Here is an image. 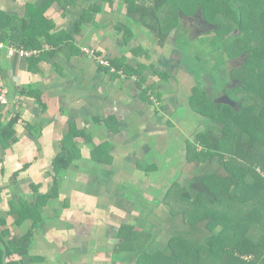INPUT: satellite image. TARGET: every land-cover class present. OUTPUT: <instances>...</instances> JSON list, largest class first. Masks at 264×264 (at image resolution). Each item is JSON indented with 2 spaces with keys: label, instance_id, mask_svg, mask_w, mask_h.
I'll list each match as a JSON object with an SVG mask.
<instances>
[{
  "label": "crops",
  "instance_id": "crops-1",
  "mask_svg": "<svg viewBox=\"0 0 264 264\" xmlns=\"http://www.w3.org/2000/svg\"><path fill=\"white\" fill-rule=\"evenodd\" d=\"M196 1L156 10L163 16L168 9L170 20L178 14L186 26L183 46L177 27L159 43L147 10L136 7L151 8L154 0H60L46 8L45 0H0V10L15 19L38 11L43 30L61 39L58 45L43 42L29 56L0 41V77L9 98L0 125L18 116L16 141L8 147L0 142V218L6 221L0 230L9 229V239L21 247L15 255L20 264H136L119 245L128 238L127 226L149 224L158 207L150 201L160 196L149 185L184 184L191 167L203 164L188 160L187 147L199 150L196 134L213 123L192 107V92L197 85L204 91L225 85L190 59L196 49L190 45L201 34L193 23ZM178 3L186 14L176 11ZM86 49L126 68L144 65L146 81L140 86L132 76L109 73ZM72 123L77 135L63 144ZM70 145L79 156L56 174L54 159ZM167 186L159 189L161 197ZM172 192L182 208L179 189ZM47 194L37 226L31 218L16 221L21 207ZM180 211L172 212L179 220Z\"/></svg>",
  "mask_w": 264,
  "mask_h": 264
},
{
  "label": "trees",
  "instance_id": "trees-1",
  "mask_svg": "<svg viewBox=\"0 0 264 264\" xmlns=\"http://www.w3.org/2000/svg\"><path fill=\"white\" fill-rule=\"evenodd\" d=\"M58 1L60 0H45L43 8ZM173 1L179 0H154V6L151 8L136 7L147 10L144 13L148 16L147 25L154 32L159 43L166 41L172 27H177L183 46H186L188 45V40L184 37L186 26L180 23L178 14L174 11L175 19L170 20L168 9L163 10V16L156 13V10L160 11L164 5L168 6ZM175 5L176 11L186 14L184 6L182 7L179 3ZM257 5L263 6L259 8L261 11L258 10V15H255ZM38 13L30 9L23 18L15 19L0 10V41L29 50L41 48L42 43L46 41L58 45L61 39H54L46 32L47 29L43 30L46 27L45 17L43 18L42 15L41 18ZM192 15L195 19L194 25L201 33L200 36L212 32L216 34L210 38V43L215 42L213 48L218 52V49L223 52L217 53L219 55L216 62L217 67L226 68L229 64L228 60L241 58L237 62L239 65L234 68L228 66V71L224 72L225 79L228 74L229 80L227 81L235 78L239 82V84H234L235 88L225 89L226 86L221 87L218 83L215 89L212 87L210 91H204L197 85L190 100L195 111L215 126L207 124L206 130L196 134L195 139L200 145L199 150H196V147H187L188 160L205 163L207 166L203 168V171L194 174L188 182L178 186V189L183 206L192 204L196 207L201 197L207 200L205 206H199L189 212L186 222L191 224L189 231L200 235L199 226L193 225L201 220L209 219L206 223L209 233L203 242L199 241L200 237H188L189 233L185 235L175 233V236H171L166 243L165 251L155 244L154 236H149L147 247L139 244L136 251L133 248L125 250L128 240L125 237L119 245L120 251H129L127 253L133 251L138 256L140 264H158L156 260L159 261L158 258L163 254L166 259L164 263L161 262L162 264L178 263L180 257H184L181 264H264L263 239H252L246 235L252 221H261L264 231V154L259 148L261 141H264V134H259L262 129L258 126L260 121L264 125V0H197ZM218 15L220 18L216 19ZM228 21L232 25L228 24ZM204 41L207 42V39ZM181 48L184 53L189 52L186 48ZM108 60L116 70H122L125 77H134L140 86L146 81L144 65H139L137 68H126L111 59ZM255 61L259 63L257 71L253 66ZM102 68L119 76L117 72H110L106 67ZM202 68L205 69V67ZM158 75L163 80L168 78L166 72H158ZM215 78L217 79V76ZM237 89H245L246 94L243 96ZM221 94H226L235 104L218 101L216 98ZM17 117V115L13 116L7 124L0 125V142L4 147L16 141L13 125ZM77 132L72 123V127L70 126L64 137L63 144L70 143ZM70 146L67 154H59L54 159L53 167L56 174H59L79 156V151L73 148L74 144ZM225 155L229 157V161L225 160ZM215 157L218 165L211 162ZM168 189L170 190L171 187ZM50 194L40 195L32 207L29 205L24 209L21 207L18 212L20 216L16 221L31 218L32 226H37L40 220L38 210L47 203ZM167 197L166 194V203ZM249 199H252L253 207L250 213L241 218L244 226L226 223V216L232 208V202H241L239 205L241 208L242 202L246 203ZM225 201L229 202L226 206L227 210L212 208V205H222ZM258 206L261 207L260 210ZM191 212L193 213L190 214ZM2 224H6V221L0 218V225ZM127 227L137 237L142 234L139 228ZM9 231V229L0 230V264H20L15 255L19 254L21 247L11 242L8 237ZM232 231L235 233L242 231V235H236L233 239L229 237ZM29 235L28 232L26 237ZM151 247L154 249L153 255L149 256L147 261H142V256L147 255ZM168 248L169 253L166 251ZM117 252L119 250H115L114 253ZM158 252L161 255L154 257Z\"/></svg>",
  "mask_w": 264,
  "mask_h": 264
},
{
  "label": "rangeland",
  "instance_id": "rangeland-1",
  "mask_svg": "<svg viewBox=\"0 0 264 264\" xmlns=\"http://www.w3.org/2000/svg\"><path fill=\"white\" fill-rule=\"evenodd\" d=\"M263 6V5H262ZM262 6L257 5V7H255V11L257 13H255V15H258V10L259 8H261ZM261 11V10H259ZM214 17V16H212ZM216 17V16H215ZM218 17L220 18V16L218 15L216 17V19H218ZM227 20V19H226ZM230 25H232V23L230 21H228ZM216 34L214 32L209 33V34H205L203 36H197L193 41L192 44L190 45L191 47H193V45L196 47V49H191L190 52L192 53V56L190 57V59L192 60V63H194V61H196V64H194L196 67H205V71L209 74L212 75V77L214 79L215 76H217V78H220V76L223 78V81L221 82V84H224L226 87L225 89L229 88H235L236 86L234 84H239V82L235 79L232 78L231 81H227L228 79V74H226L227 79H225V71H228V66L231 68L236 67L237 65H239L238 60H240L241 58H231L230 60H228V66L226 68H221V67H217V59L219 58V52L223 53L222 50L218 49V51H216L213 47L215 46V42L214 43H210V38L214 37ZM207 39V42L204 41ZM218 53V54H217ZM225 57V56H224ZM195 59V60H194ZM202 65V67H201ZM254 69L257 71V67L259 66V63L255 61V64H253ZM204 71V72H205ZM247 73V70H245ZM236 74V73H235ZM229 80V79H228ZM209 82V81H207ZM227 82V83H226ZM216 84H218V82H216ZM213 89H215V84H213ZM241 92V94L244 96L246 94V90L245 89H237ZM240 94V93H239ZM218 97H222V94L219 95ZM156 103V99H151ZM235 104V102L233 103ZM232 107V106H231ZM251 115V114H250ZM201 116V115H200ZM203 117V116H202ZM214 124V123H213ZM262 121H260V123L258 124L259 128H261L262 130H260L261 132L259 134H264V125H262ZM207 126V125H206ZM215 126V125H214ZM220 126V125H218ZM201 127V126H200ZM202 128V127H201ZM205 127L203 126V129ZM203 129L201 132H203ZM196 138V137H195ZM261 145L259 146L260 151L263 150V154H264V141H261ZM224 158H226L225 160L228 159L229 161V157H227L226 155L224 156ZM213 163H215V165L217 164V159L215 157V159H213ZM207 165L206 164H199L197 166L191 167V171L190 174L194 175V174H198L199 172L203 171V168H205ZM188 171H186L187 173ZM185 174L184 180L186 179L187 175ZM188 179V178H187ZM184 181H180L179 183L173 182L172 184L169 183H164V182H157V183H153L149 185V188L153 189L155 191L156 196H160V197H154L151 199L150 203H153L154 205L158 206L155 207V210H153L151 212V214L148 216V220H146L147 222H149V224L147 223L146 225L144 224V226H138L139 228H143L141 229L142 234H140V236H135L133 234V232L128 228V240H127V244L125 246V250L129 249V248H133L134 251H136L137 249V245L142 244L144 247H147V243H149V236L152 237L154 236V238H156L155 244H157L158 246H160L162 251H165V245L168 242V240L171 239V236H175V233H179L181 235H185L188 234L189 236H196V237H200L199 241L203 242L205 236L209 233V231L207 230V226L206 223L209 221L208 220H201L199 221L196 225L193 226H199V229L201 230V233L199 235V233L195 234L193 231H189L190 229V224H188V222H186V219H188V214L191 210L193 209H197V207L199 206H205L207 203V200L204 197H201L199 199V204L195 205L196 207H193V205H186V206H182V208H180V206H176L177 203V199L173 198V192L172 190H174V188H178V186H181V184L183 185ZM171 187V189H168V192H166V194H168L167 197V201L171 202V204H168L165 202V194L163 195V197H161V191L163 190H159L162 189V187H166V186ZM167 186V188H168ZM165 190V188H163ZM172 195V198H171ZM152 196V194H151ZM171 198V199H170ZM182 202V201H181ZM229 202L225 201L224 205H212V208H216L221 209V210H227V205ZM242 202V207L240 208L239 205L241 204V202L239 201H233L232 205H231V210L229 211V214L226 216V223L230 224L233 223L234 226H237V224H240V226H244L241 222V218L242 216H244L245 214H248L251 212V208L252 206V199H249L244 205ZM210 206V205H209ZM181 210L180 212L183 213V219L181 218L179 220V218L181 217L180 215H173V213H175L176 210ZM261 207L258 206V210H260ZM193 212H191L190 214H192ZM186 223H185V222ZM236 224V225H235ZM217 227V226H216ZM249 231L246 232V235H249L250 238L252 239H257V238H261L264 241V231H263V226H261V221H255V222H250L249 225ZM141 233V232H140ZM191 234V235H190ZM242 235V231H232L230 232L229 237H232L233 239L236 238V235ZM191 239V237H190ZM175 241V240H174ZM153 247H151L148 250L147 255H143L142 256V261H147L148 257L153 255L154 253V249H152ZM228 249H230V247H227ZM168 253L170 252V249L168 248L166 250ZM129 252L126 251L125 254ZM118 254L121 255V252H118ZM131 256H136V259L138 260V256L132 251L130 252ZM159 255H161L159 252L156 253V255L154 257H158ZM164 255V254H163ZM161 255L158 260H156V262L159 264H162L161 262L164 263L165 261V257ZM228 256H225V258H227ZM229 258V257H228ZM135 261L136 264H140L139 261ZM188 260V257H187ZM182 261H184V257H180V260H178V263H173V264H181L183 263ZM149 264V263H146Z\"/></svg>",
  "mask_w": 264,
  "mask_h": 264
},
{
  "label": "built area",
  "instance_id": "built-area-1",
  "mask_svg": "<svg viewBox=\"0 0 264 264\" xmlns=\"http://www.w3.org/2000/svg\"><path fill=\"white\" fill-rule=\"evenodd\" d=\"M1 46L2 44L0 43V47ZM19 52L26 56L33 55L34 53H36V51L25 50L23 48H19ZM86 53L88 54L89 57L93 58L100 66L108 68L110 72H117L119 74V77L121 78L125 77V74L122 70H116L115 67L111 65L110 61L107 58L101 56L100 54H97L93 49H86ZM8 103H9V98L7 94V89L3 83L2 78L0 77V111Z\"/></svg>",
  "mask_w": 264,
  "mask_h": 264
},
{
  "label": "flooded vegetation",
  "instance_id": "flooded-vegetation-1",
  "mask_svg": "<svg viewBox=\"0 0 264 264\" xmlns=\"http://www.w3.org/2000/svg\"><path fill=\"white\" fill-rule=\"evenodd\" d=\"M218 101H223V102H226V103H229V104H233L234 101L232 99H230L226 94H222V97H217L216 98Z\"/></svg>",
  "mask_w": 264,
  "mask_h": 264
},
{
  "label": "water",
  "instance_id": "water-1",
  "mask_svg": "<svg viewBox=\"0 0 264 264\" xmlns=\"http://www.w3.org/2000/svg\"><path fill=\"white\" fill-rule=\"evenodd\" d=\"M5 250V249H4Z\"/></svg>",
  "mask_w": 264,
  "mask_h": 264
}]
</instances>
